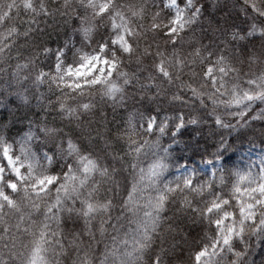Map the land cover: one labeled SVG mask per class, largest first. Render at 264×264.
<instances>
[{
  "label": "snow or ice",
  "instance_id": "snow-or-ice-1",
  "mask_svg": "<svg viewBox=\"0 0 264 264\" xmlns=\"http://www.w3.org/2000/svg\"><path fill=\"white\" fill-rule=\"evenodd\" d=\"M256 256L264 0H0V264Z\"/></svg>",
  "mask_w": 264,
  "mask_h": 264
},
{
  "label": "rangeland",
  "instance_id": "rangeland-1",
  "mask_svg": "<svg viewBox=\"0 0 264 264\" xmlns=\"http://www.w3.org/2000/svg\"><path fill=\"white\" fill-rule=\"evenodd\" d=\"M55 47V46H54ZM22 127V125H21ZM19 128V126H18ZM196 138V134L195 133H187L183 139L181 140V143L179 144V147L181 149H184L183 151V155L186 156V157H192V159H194L197 163L200 162V155L199 154H196V155H193V150L196 149L198 150V153H203L205 150L209 151L208 149H201L199 148V146H194L193 144V141L195 140ZM184 141H189L190 144H191V147L185 149L184 148ZM233 151L234 150H230L229 152L225 153V158H231L232 160H236L239 158V154H237L236 156H233ZM183 163V161H182ZM189 164H191V160L188 161ZM256 252H259V247H257L256 249ZM256 259H257V264H259V256H256Z\"/></svg>",
  "mask_w": 264,
  "mask_h": 264
},
{
  "label": "trees",
  "instance_id": "trees-1",
  "mask_svg": "<svg viewBox=\"0 0 264 264\" xmlns=\"http://www.w3.org/2000/svg\"><path fill=\"white\" fill-rule=\"evenodd\" d=\"M54 46H55V41H53V47ZM5 115H6V113H5ZM21 125H22L21 122L18 121L16 123L15 127L17 129H19L21 127ZM18 126H19V128H18ZM216 139H218V137L210 135L208 129L206 128L204 130L203 134H201L199 136L196 135V138L193 141V144L196 147L199 146V148H201V149H208L209 148L208 150L211 151L213 149L214 141Z\"/></svg>",
  "mask_w": 264,
  "mask_h": 264
}]
</instances>
